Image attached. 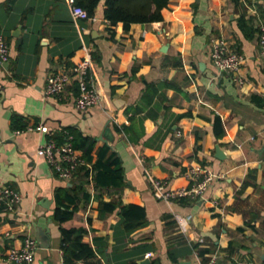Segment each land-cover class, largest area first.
<instances>
[{
	"label": "crops",
	"instance_id": "0c3cea01",
	"mask_svg": "<svg viewBox=\"0 0 264 264\" xmlns=\"http://www.w3.org/2000/svg\"><path fill=\"white\" fill-rule=\"evenodd\" d=\"M104 2L74 21L68 0H0L9 52L0 63V186L20 194L14 209L0 204V264H67L62 229L70 228L83 230L92 251L73 264H264L255 253L264 254V105L253 99L264 103V0H169L161 20L128 28L105 19ZM215 37L244 55L243 84L215 70ZM83 45L101 95L85 111L75 106V81L44 93L52 72L80 61ZM48 140L70 141L84 160L70 178L36 153ZM196 167L215 174L201 197H154L149 175L192 186ZM129 204L145 212L133 231L119 210ZM27 236L33 261L8 262Z\"/></svg>",
	"mask_w": 264,
	"mask_h": 264
},
{
	"label": "built area",
	"instance_id": "2783aa9c",
	"mask_svg": "<svg viewBox=\"0 0 264 264\" xmlns=\"http://www.w3.org/2000/svg\"><path fill=\"white\" fill-rule=\"evenodd\" d=\"M70 11L74 21L86 20L89 18L87 11L80 5L75 4V0H68ZM210 58L217 72H231L234 80L238 84H243L244 79L238 72L243 64L245 57L240 52L231 48L227 41L222 37L211 39ZM259 56L264 62V25L259 28L258 34ZM82 59L69 70H58L52 72L46 80L44 93L46 95L61 94L66 88L75 81L77 84V94L75 95V106L85 111L92 105L98 104L101 100L100 93L96 90L93 77L90 73L93 57L91 48L83 45ZM8 45L4 37L0 34V63L8 60ZM40 125L38 126V128ZM39 156L45 158L49 166L59 177L70 178L73 172L84 163V160L73 148L70 141L57 143L48 140L36 149ZM190 178L195 181L192 186H179L172 188L166 178L153 177L149 175V182L155 198L164 201H172L183 197L197 199L201 197L213 180L215 174L209 169L196 167L190 170ZM20 202V194L17 190L2 185L0 186V204L7 210H12ZM36 242L26 237L19 248H10L5 255L8 262L12 263H31L34 259ZM148 253L146 257H149Z\"/></svg>",
	"mask_w": 264,
	"mask_h": 264
},
{
	"label": "trees",
	"instance_id": "16d2710c",
	"mask_svg": "<svg viewBox=\"0 0 264 264\" xmlns=\"http://www.w3.org/2000/svg\"><path fill=\"white\" fill-rule=\"evenodd\" d=\"M99 2L100 0H75V4L83 7L87 11L89 17L95 14V9ZM168 2L169 0H105L104 17L111 24L122 22L125 28H128L131 23L159 21L162 19L161 10ZM92 57L94 60L95 56L93 53ZM253 99L259 105H264L260 97L255 95ZM214 125L216 130L215 133L219 134L221 125L218 117L214 119ZM104 206L109 209H115L118 204L106 203ZM119 210L123 225L128 231L136 230L145 224V212L143 207L129 204L120 206ZM82 231V229L76 228L62 229L64 236V260L67 264H73L72 258L76 260L85 259L92 255L90 247L80 241L79 237ZM72 235L74 236L72 241L77 245V251L75 252H73L74 249L69 248L72 246L71 244L68 246V242Z\"/></svg>",
	"mask_w": 264,
	"mask_h": 264
},
{
	"label": "water",
	"instance_id": "95a60500",
	"mask_svg": "<svg viewBox=\"0 0 264 264\" xmlns=\"http://www.w3.org/2000/svg\"><path fill=\"white\" fill-rule=\"evenodd\" d=\"M163 51L165 50V47L162 49ZM103 136L107 139V140H112V133L109 129V127H106L104 132H103ZM215 149H216V156L219 157V158H222L224 155H223V151L221 150V147L217 144L215 146ZM255 253L261 257L262 259H264V254L259 250H255ZM148 262V259H143L139 262V264H145ZM188 261H180V264H187Z\"/></svg>",
	"mask_w": 264,
	"mask_h": 264
}]
</instances>
